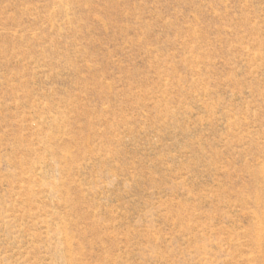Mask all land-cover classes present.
Segmentation results:
<instances>
[{
	"label": "rangeland",
	"instance_id": "374dc122",
	"mask_svg": "<svg viewBox=\"0 0 264 264\" xmlns=\"http://www.w3.org/2000/svg\"><path fill=\"white\" fill-rule=\"evenodd\" d=\"M0 264H264V0H0Z\"/></svg>",
	"mask_w": 264,
	"mask_h": 264
}]
</instances>
